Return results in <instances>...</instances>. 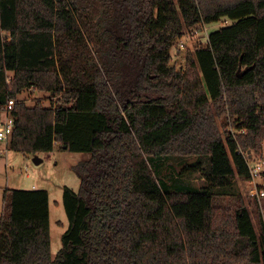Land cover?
<instances>
[{
	"label": "trees",
	"instance_id": "16d2710c",
	"mask_svg": "<svg viewBox=\"0 0 264 264\" xmlns=\"http://www.w3.org/2000/svg\"><path fill=\"white\" fill-rule=\"evenodd\" d=\"M222 20L171 64L188 31ZM0 72L10 150L91 155L64 187L55 258L49 192L5 190L0 264H264V220L212 187L250 181L246 154L264 147V0H0ZM30 89L51 105L20 100ZM192 156L209 186L158 179L155 163Z\"/></svg>",
	"mask_w": 264,
	"mask_h": 264
},
{
	"label": "rangeland",
	"instance_id": "374dc122",
	"mask_svg": "<svg viewBox=\"0 0 264 264\" xmlns=\"http://www.w3.org/2000/svg\"><path fill=\"white\" fill-rule=\"evenodd\" d=\"M231 24L229 20L212 25H202L200 29L188 31L172 50L171 64L177 69H184L189 52L195 51L200 46H206L209 42V34ZM4 77L6 79L4 83ZM13 77L12 72L3 74L0 72V97L5 93L7 85ZM28 105H34L42 101L49 106L52 102L51 95L36 92L33 89L26 90L20 97ZM2 100V99H1ZM5 111V109H4ZM4 113L0 112V120ZM233 134L232 128L229 129ZM244 133V132H242ZM8 142H0V217L5 211L4 193L7 189L17 190H47L50 193L52 256L56 257L63 247L62 237L69 228V219L63 204L64 187L68 186L75 191L80 188L81 180L74 170V166L81 163L84 157L90 158L88 153H77L63 150L58 146L53 152H45L39 155L22 154L10 150ZM264 154V147L260 152H252L258 158ZM35 158L43 162L36 164ZM158 179L165 182L170 190L179 187L199 190L211 184L209 180V159L201 157H176L162 160L154 164ZM36 187V188H34ZM216 193L224 195L225 202L235 203L243 199L245 205L251 211L255 226L259 231L260 219L264 220V197L260 195L263 190V179L257 181H245L236 179L231 185L221 186L219 183L212 185ZM58 222L64 225L60 226Z\"/></svg>",
	"mask_w": 264,
	"mask_h": 264
},
{
	"label": "built area",
	"instance_id": "2783aa9c",
	"mask_svg": "<svg viewBox=\"0 0 264 264\" xmlns=\"http://www.w3.org/2000/svg\"><path fill=\"white\" fill-rule=\"evenodd\" d=\"M15 100H9L7 106L5 107V112L7 117L4 121L0 122V142H9L14 129V118L11 116V111L15 105ZM246 132V131H242ZM2 152V150L0 151ZM247 162L250 168V175L252 181H257L258 179H263L264 172V154L256 158L252 153L246 154ZM260 195L264 197V189L261 190Z\"/></svg>",
	"mask_w": 264,
	"mask_h": 264
},
{
	"label": "crops",
	"instance_id": "0c3cea01",
	"mask_svg": "<svg viewBox=\"0 0 264 264\" xmlns=\"http://www.w3.org/2000/svg\"><path fill=\"white\" fill-rule=\"evenodd\" d=\"M0 112H1V113H4V117L1 118V120H0V122H1V121H4L8 115H7V113H6L4 110H2V111L0 110ZM6 146H7V145H6ZM90 157H91V156H90ZM89 159H90V158L84 157V160H83V161H87V160H89ZM83 161H82V162H83ZM34 188H36V187H34ZM36 190H37V189H36ZM48 192H49V191H48ZM49 196H50V193H49Z\"/></svg>",
	"mask_w": 264,
	"mask_h": 264
},
{
	"label": "water",
	"instance_id": "95a60500",
	"mask_svg": "<svg viewBox=\"0 0 264 264\" xmlns=\"http://www.w3.org/2000/svg\"><path fill=\"white\" fill-rule=\"evenodd\" d=\"M35 162H36V164H40V163H42L43 161H42L41 159H39V158H35Z\"/></svg>",
	"mask_w": 264,
	"mask_h": 264
}]
</instances>
